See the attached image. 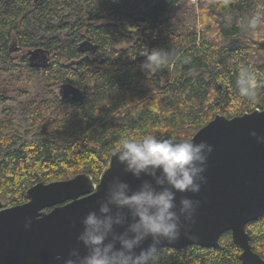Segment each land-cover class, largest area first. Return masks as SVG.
<instances>
[{
	"label": "trees",
	"instance_id": "trees-1",
	"mask_svg": "<svg viewBox=\"0 0 264 264\" xmlns=\"http://www.w3.org/2000/svg\"><path fill=\"white\" fill-rule=\"evenodd\" d=\"M189 5L0 0V198L7 206L27 202L38 182L82 172L98 181L121 135L190 139L217 114L264 110V25L245 30L264 0H199L198 15ZM35 50L45 62L32 59ZM156 50L169 61L148 73L147 55ZM241 66L256 74L255 101L238 94ZM66 83L83 90L82 102L63 97ZM247 231L264 257V216ZM160 249V264H244L230 232L218 247Z\"/></svg>",
	"mask_w": 264,
	"mask_h": 264
},
{
	"label": "water",
	"instance_id": "water-1",
	"mask_svg": "<svg viewBox=\"0 0 264 264\" xmlns=\"http://www.w3.org/2000/svg\"><path fill=\"white\" fill-rule=\"evenodd\" d=\"M32 54V59L37 56L46 61V55L39 50ZM35 64L41 66L43 62ZM60 92L65 98L84 100L83 90L73 84H63ZM252 132L264 136V110L236 116L217 114L190 138L196 143L206 141L213 148L204 173L207 182L198 194H176L177 206L183 196L200 202L195 222L187 230L182 229L180 239L164 241L159 248L218 247L221 236L230 232L242 250L240 259L244 264H264V257L253 249L247 231L250 222L264 216V144ZM115 177L133 189L151 179H137L126 173L112 154L98 183L89 173H80L70 179L36 183L28 189L24 204L6 207L0 198V264H63L74 248L85 254L77 240L83 230L82 220L88 212L98 211L97 202L105 197ZM123 230L117 228L119 232ZM150 243L151 238L142 247Z\"/></svg>",
	"mask_w": 264,
	"mask_h": 264
},
{
	"label": "clouds",
	"instance_id": "clouds-1",
	"mask_svg": "<svg viewBox=\"0 0 264 264\" xmlns=\"http://www.w3.org/2000/svg\"><path fill=\"white\" fill-rule=\"evenodd\" d=\"M261 25L264 7L247 20L245 30L254 33ZM168 61L169 54L165 51H152L144 68L152 73ZM236 87L240 97L256 100L259 84L249 67H240ZM251 135L264 144V136H257L256 132ZM212 151L206 141L196 143L151 134L133 139L121 135L112 150L113 156L126 173L137 179L145 176L151 179L143 180L137 189L119 177L111 180L105 197L97 202L98 211L88 212L82 220L83 230L77 240L86 253L82 255L74 248L63 264H160L158 246L180 239L182 229L187 230L195 222L200 203L183 196L177 206L176 194L201 191L202 184L207 182L204 173ZM117 228L124 230L119 232ZM149 238L151 243L143 248Z\"/></svg>",
	"mask_w": 264,
	"mask_h": 264
},
{
	"label": "rangeland",
	"instance_id": "rangeland-1",
	"mask_svg": "<svg viewBox=\"0 0 264 264\" xmlns=\"http://www.w3.org/2000/svg\"><path fill=\"white\" fill-rule=\"evenodd\" d=\"M189 1L191 2V4H192L194 10H193L192 6L189 5L188 13H189V14H190V13H194V11H195V13L198 15V14H199V0H189ZM181 20L183 21V19H181ZM192 21H194V20H192ZM194 22H195V21H194ZM5 204H6V203H5Z\"/></svg>",
	"mask_w": 264,
	"mask_h": 264
},
{
	"label": "flooded vegetation",
	"instance_id": "flooded-vegetation-1",
	"mask_svg": "<svg viewBox=\"0 0 264 264\" xmlns=\"http://www.w3.org/2000/svg\"><path fill=\"white\" fill-rule=\"evenodd\" d=\"M103 172V171H102ZM82 173H87V172H82ZM80 174V173H79ZM102 174V173H101ZM78 175V174H77ZM91 175V174H90ZM76 176V175H75ZM92 176V175H91ZM101 176V175H100ZM74 177V176H73ZM73 177H71V178H73ZM93 177V176H92ZM68 179H70V178H68ZM94 179V178H93ZM99 179H100V177H99ZM94 181L96 182V183H98V181H96L95 179H94ZM28 191V190H27ZM28 198V197H27ZM28 201V200H27ZM24 204V203H23ZM6 205V204H5ZM20 205V204H19ZM15 206V205H14ZM6 207H11V206H7L6 205ZM51 210V208L50 209H48V211H50Z\"/></svg>",
	"mask_w": 264,
	"mask_h": 264
}]
</instances>
